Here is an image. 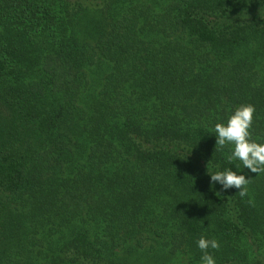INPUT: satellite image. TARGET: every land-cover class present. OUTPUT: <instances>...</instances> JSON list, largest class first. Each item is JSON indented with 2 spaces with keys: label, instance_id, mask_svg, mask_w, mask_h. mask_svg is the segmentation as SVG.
Masks as SVG:
<instances>
[{
  "label": "trees",
  "instance_id": "obj_1",
  "mask_svg": "<svg viewBox=\"0 0 264 264\" xmlns=\"http://www.w3.org/2000/svg\"><path fill=\"white\" fill-rule=\"evenodd\" d=\"M247 103L264 0H0V264H264V173L208 175Z\"/></svg>",
  "mask_w": 264,
  "mask_h": 264
},
{
  "label": "clouds",
  "instance_id": "obj_2",
  "mask_svg": "<svg viewBox=\"0 0 264 264\" xmlns=\"http://www.w3.org/2000/svg\"><path fill=\"white\" fill-rule=\"evenodd\" d=\"M255 111V106L251 103L241 104L228 115L226 121L217 122L213 129L216 145L221 148L230 146L227 160L235 167L234 170L228 167L223 171L208 169L210 182L218 183L221 191L238 189L242 198L248 195L247 186L252 178L250 174L264 173V138L253 139L251 131ZM237 161L239 164L236 163ZM196 245L202 253L200 264H216V258L209 250H219L220 242L217 238L201 235Z\"/></svg>",
  "mask_w": 264,
  "mask_h": 264
}]
</instances>
